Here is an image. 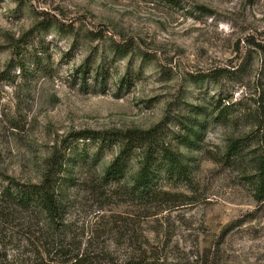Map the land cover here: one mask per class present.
Here are the masks:
<instances>
[{
  "label": "rangeland",
  "instance_id": "rangeland-1",
  "mask_svg": "<svg viewBox=\"0 0 264 264\" xmlns=\"http://www.w3.org/2000/svg\"><path fill=\"white\" fill-rule=\"evenodd\" d=\"M128 40L141 53L108 60L102 84L101 50ZM164 118L169 134L202 129L177 146L192 177L167 184L163 203L105 185L111 152L70 167L57 228L39 212L11 215L9 178L40 182L74 132ZM263 133L264 0H0L1 264H264L253 188Z\"/></svg>",
  "mask_w": 264,
  "mask_h": 264
},
{
  "label": "trees",
  "instance_id": "trees-1",
  "mask_svg": "<svg viewBox=\"0 0 264 264\" xmlns=\"http://www.w3.org/2000/svg\"><path fill=\"white\" fill-rule=\"evenodd\" d=\"M162 1L171 7L181 6V0ZM195 8L202 12L206 11L204 6ZM63 27L64 25L60 24L61 30ZM92 35L95 34L92 33ZM101 51L103 52L102 65L99 64L95 68V78L100 79L102 84L108 75L109 69L106 68L108 60L112 62L141 53L135 50L132 40L123 44L113 41L111 46ZM18 67L26 70L23 64ZM86 72L85 69L83 75ZM166 124L167 118H164L148 129L74 132L70 135L71 140L50 157L40 182L23 183L9 178L3 198L11 207V215L18 210L39 212L46 216L52 227L57 228L62 223L69 204L67 191L63 187L67 185L69 187L72 181L70 167L88 164L91 161L98 162L105 154L111 152L114 153V157L104 169L102 178L105 185L118 186L124 183L126 195L142 206L163 203L168 195L165 189L167 184L185 179L191 180L192 177L190 160L177 146L187 145L191 137H197L202 129L194 122L189 125V128L183 130V134H169L165 130ZM80 143H83L82 147ZM87 143H90V146ZM240 146V142L236 140L229 148L230 151L235 150L238 153ZM260 147L256 160V172L253 176L254 195L258 201L264 200V133L261 134ZM72 260L80 262L84 261L85 257L77 254L72 256ZM1 263L4 262L0 260ZM124 264L148 263L143 258H135Z\"/></svg>",
  "mask_w": 264,
  "mask_h": 264
}]
</instances>
